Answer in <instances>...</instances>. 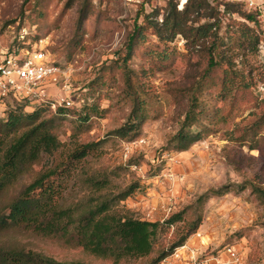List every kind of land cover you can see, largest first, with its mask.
<instances>
[{
    "label": "rangeland",
    "instance_id": "374dc122",
    "mask_svg": "<svg viewBox=\"0 0 264 264\" xmlns=\"http://www.w3.org/2000/svg\"><path fill=\"white\" fill-rule=\"evenodd\" d=\"M169 1L181 9L186 0H0V52L16 45L18 30L35 28L48 59L60 71L49 96L66 98L73 106L66 113L52 115L50 110L46 114L52 116L58 140L65 145L98 143L87 166L110 172L114 192L138 185L119 204L134 218L163 221L183 211L184 223L159 234L150 256L117 264H146L158 248L174 240L177 228H187L196 217L201 221L195 234L201 239L191 235L186 249L177 252L179 258H168L162 264H215L216 256L221 263L235 264L223 253L225 246L238 253L236 264H264V204L252 193L254 186L264 190V83L260 81L264 74V0H204L216 6L220 16L226 4L236 11L222 17L220 33L225 41L228 36L231 40L238 37L234 31L239 24L251 28L261 40L255 53L244 51L243 63L241 56L235 59L247 83V73H251L252 85L229 93L220 87L222 68L201 79L206 62L189 52L180 36L161 44L146 30L144 40L135 44L127 69L119 67L118 56L124 53L133 24H142L144 15L152 13L160 22ZM241 14L252 16L255 22H246ZM131 93L145 101L146 121L133 141L126 142L112 133L130 113ZM192 96L197 98L198 121L191 130H202L203 138L177 152L170 140L180 129ZM93 104L99 115L79 121ZM0 108L2 113L4 107ZM31 178L26 176L1 194L0 214L7 213L8 204ZM71 184L66 183L69 189L63 204L81 195ZM153 190L163 207L156 201L149 206ZM199 197L203 198L197 201ZM190 239L193 243H188ZM12 248L57 262L114 264L24 229L0 230V250Z\"/></svg>",
    "mask_w": 264,
    "mask_h": 264
},
{
    "label": "trees",
    "instance_id": "16d2710c",
    "mask_svg": "<svg viewBox=\"0 0 264 264\" xmlns=\"http://www.w3.org/2000/svg\"><path fill=\"white\" fill-rule=\"evenodd\" d=\"M235 13L228 4L222 11L223 16ZM241 15L246 22H255L252 16ZM156 16L153 13L144 15L142 24H133L123 46L124 53L118 56L121 69H127L135 44L143 41L145 31L150 30L161 44L171 43L180 36L189 52L202 56L206 67L201 79H207L212 71L222 68L220 87L223 93L250 88L251 73H247L250 79V83H247L245 76L238 70L235 59L241 56L243 63L246 56L244 51L255 53L258 50L261 40L255 31L245 24H239V29L234 31L238 37L231 40L228 36L225 41L220 33L223 16H220L216 6H209L204 0H186L181 9L169 1L160 22ZM126 79L130 88L128 75ZM260 81L264 83V74L260 76ZM131 94L130 113L126 121L112 133L126 142L133 141L140 126L146 121L145 101L136 94ZM72 107L58 106L52 115L66 113ZM196 108L197 98L192 96L181 127L170 140L177 152L186 151L203 138L202 130H191L198 121ZM83 109L82 106L81 110ZM50 110L48 105L26 110L24 104L6 105L2 110L0 196L26 176L32 178L8 204L7 213L0 214V230L24 229L42 238L79 247L85 253L114 264L150 256L159 234L184 223L183 211L170 214L163 221L151 222L134 218L129 212L122 210L119 204L131 197L138 185L130 184L114 192L110 172L91 170L87 166V158L98 143L73 142L65 145L60 142L53 132L52 116H46L51 113ZM91 115H99L95 104L84 116H80L79 121L85 122ZM36 166H40L38 171L34 170ZM66 183H72L81 195L77 200L63 204L64 194L69 189ZM252 193L264 204V190L254 186ZM202 198L199 197L197 201ZM200 221L201 218L196 217L187 228H177L174 240L167 246L158 248L156 255L146 264H162L196 233ZM0 264L81 263L57 262L37 253L12 248L0 250Z\"/></svg>",
    "mask_w": 264,
    "mask_h": 264
},
{
    "label": "built area",
    "instance_id": "2783aa9c",
    "mask_svg": "<svg viewBox=\"0 0 264 264\" xmlns=\"http://www.w3.org/2000/svg\"><path fill=\"white\" fill-rule=\"evenodd\" d=\"M14 41L16 45L10 51L0 52V106L5 108L6 105L24 104L25 109L31 110L39 105H48L53 111L58 106H72L66 98L51 99L49 96V89L58 84L60 71L48 59L46 49L42 46L43 39L37 37L35 28H21ZM195 235L201 239L199 234ZM201 245L205 249L208 246ZM184 249L185 246L177 248L168 258L178 259L177 252ZM223 253L231 262H239L238 253L233 247L225 246ZM219 259L216 256L212 261L224 264ZM200 264H210V261Z\"/></svg>",
    "mask_w": 264,
    "mask_h": 264
},
{
    "label": "crops",
    "instance_id": "0c3cea01",
    "mask_svg": "<svg viewBox=\"0 0 264 264\" xmlns=\"http://www.w3.org/2000/svg\"><path fill=\"white\" fill-rule=\"evenodd\" d=\"M1 109V108H0ZM0 116H2V113H1V111H0ZM153 192L155 193V196L154 197H151L148 201V203H149V206H151L152 205V202L153 201H156V205H158V207H163L164 206V202H163V200H160L159 199V196L157 195V193L153 190ZM142 205H143V207H144V205H146L145 203L143 204L142 203ZM152 207V206H151ZM188 243H193V239H190V240H188Z\"/></svg>",
    "mask_w": 264,
    "mask_h": 264
},
{
    "label": "bare ground",
    "instance_id": "6f19581e",
    "mask_svg": "<svg viewBox=\"0 0 264 264\" xmlns=\"http://www.w3.org/2000/svg\"><path fill=\"white\" fill-rule=\"evenodd\" d=\"M202 242L205 244V240L203 239Z\"/></svg>",
    "mask_w": 264,
    "mask_h": 264
}]
</instances>
